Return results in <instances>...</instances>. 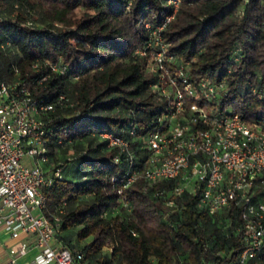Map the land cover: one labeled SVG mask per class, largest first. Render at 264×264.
I'll return each mask as SVG.
<instances>
[{"label": "trees", "instance_id": "16d2710c", "mask_svg": "<svg viewBox=\"0 0 264 264\" xmlns=\"http://www.w3.org/2000/svg\"><path fill=\"white\" fill-rule=\"evenodd\" d=\"M168 1L0 0V81L19 79L32 99L54 104L44 116L42 169L62 170L41 190L43 212L61 209L55 239L83 264H232L241 249L237 214H207L194 187L176 197L177 180H137L116 195L125 173L144 166L146 134L163 127V103L150 90L156 77L134 51L170 16ZM177 1L157 32L174 65L186 66L191 82L222 84L224 95L212 104L219 112L263 121L264 0ZM27 19L33 30L21 26ZM58 96L66 102L55 104ZM103 135L127 143L130 166Z\"/></svg>", "mask_w": 264, "mask_h": 264}, {"label": "built area", "instance_id": "2783aa9c", "mask_svg": "<svg viewBox=\"0 0 264 264\" xmlns=\"http://www.w3.org/2000/svg\"><path fill=\"white\" fill-rule=\"evenodd\" d=\"M171 14L150 34L141 56L153 51L147 72L156 77L151 92L163 103L160 120L162 128L144 137L148 157L139 172L128 170L123 185L129 187L137 180L149 185L177 180L173 188L178 197L184 189L199 190L197 206L207 214L233 211L239 224L234 232L241 249L232 264H264V120L247 123L238 115L221 111L212 104L224 95L222 84L205 81L191 82L184 65H174L157 34L172 20L178 1L170 0ZM5 20L0 14V24ZM21 26L33 30L35 24L27 19ZM144 28H147L145 26ZM158 46V48H155ZM2 49V45H0ZM51 73L63 69L45 62ZM31 69L39 72L37 63ZM41 78L37 83L44 81ZM66 100L56 98L60 105ZM54 104L32 99L19 79L0 81V229L11 239L23 234L31 242H21L10 257L9 264L32 249L31 264H83L79 253H71L54 242L60 225L61 209L44 215L45 199L41 190L60 179L61 167L49 176L42 166L47 162L46 143L49 130L44 116L52 113ZM133 137V133H129ZM108 146L116 148L128 166L132 156L121 138L103 135ZM29 161L25 166L22 160ZM118 156L112 159L114 164ZM125 207V202L121 201ZM171 206V202L166 203Z\"/></svg>", "mask_w": 264, "mask_h": 264}, {"label": "crops", "instance_id": "0c3cea01", "mask_svg": "<svg viewBox=\"0 0 264 264\" xmlns=\"http://www.w3.org/2000/svg\"><path fill=\"white\" fill-rule=\"evenodd\" d=\"M21 242H31V238L21 234L17 239H11L8 234L0 229V264H9L10 257L14 255L15 249ZM54 242L57 243L56 239ZM35 253V250L30 249L25 256L16 259L15 264H31Z\"/></svg>", "mask_w": 264, "mask_h": 264}, {"label": "rangeland", "instance_id": "374dc122", "mask_svg": "<svg viewBox=\"0 0 264 264\" xmlns=\"http://www.w3.org/2000/svg\"><path fill=\"white\" fill-rule=\"evenodd\" d=\"M163 45V44H162ZM168 47V45H163L162 47H161V49L162 50H164V52H166L165 51V48H167ZM155 48H158V46H156ZM154 53H156V51L155 52H153V51H150V52H145L144 53V55H141V56H139V57H145L146 58V66L147 65H149V62H151V60H152V56L154 55ZM166 54H167V52H166ZM67 159H69V160H71L72 159V156H71V154L69 153L68 155H67ZM27 161H29L28 159H26V158H24L23 160H22V165H24L25 166V164H26V162ZM70 167H73V165H69ZM71 169V168H70ZM63 177H68V176H66V174H63ZM73 240H74V237H73ZM85 241H82V242H80L79 243V245H81V244H83Z\"/></svg>", "mask_w": 264, "mask_h": 264}]
</instances>
